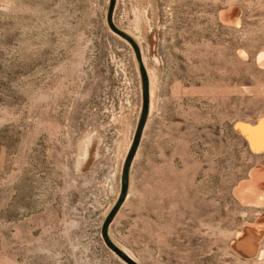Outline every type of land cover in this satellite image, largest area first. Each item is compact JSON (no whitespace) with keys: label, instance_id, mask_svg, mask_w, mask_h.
<instances>
[{"label":"rangeland","instance_id":"374dc122","mask_svg":"<svg viewBox=\"0 0 264 264\" xmlns=\"http://www.w3.org/2000/svg\"><path fill=\"white\" fill-rule=\"evenodd\" d=\"M261 53L264 0H0V264H264Z\"/></svg>","mask_w":264,"mask_h":264},{"label":"bare ground","instance_id":"6f19581e","mask_svg":"<svg viewBox=\"0 0 264 264\" xmlns=\"http://www.w3.org/2000/svg\"><path fill=\"white\" fill-rule=\"evenodd\" d=\"M220 18L224 23L231 26H240L241 12L235 6H230L222 10ZM241 53V52H240ZM245 54V52H243ZM260 65L264 66V53L258 57ZM261 122V121H260ZM264 121L258 126L251 127V124L241 123L238 125V130L247 134V138L252 146L258 151L264 149ZM255 126V125H253ZM249 135V137H248ZM253 148V149H254ZM237 197L245 204L264 206V169L261 167L255 168L248 181L241 182L235 191ZM264 233V215L253 226H246L245 229L238 234L233 247L245 256H255L260 252L259 241Z\"/></svg>","mask_w":264,"mask_h":264},{"label":"water","instance_id":"95a60500","mask_svg":"<svg viewBox=\"0 0 264 264\" xmlns=\"http://www.w3.org/2000/svg\"><path fill=\"white\" fill-rule=\"evenodd\" d=\"M113 249L123 257V259L129 263V264H138L136 261H134L132 258H130L127 254H125L122 250H120L118 247L113 245Z\"/></svg>","mask_w":264,"mask_h":264},{"label":"trees","instance_id":"16d2710c","mask_svg":"<svg viewBox=\"0 0 264 264\" xmlns=\"http://www.w3.org/2000/svg\"><path fill=\"white\" fill-rule=\"evenodd\" d=\"M114 213H115V212H114ZM114 213H113V214H114ZM112 218H113V215H112L111 217H109V219H108V221H107V223H106V225H105L104 233H106V231H107V227L109 226L110 222L112 221Z\"/></svg>","mask_w":264,"mask_h":264}]
</instances>
